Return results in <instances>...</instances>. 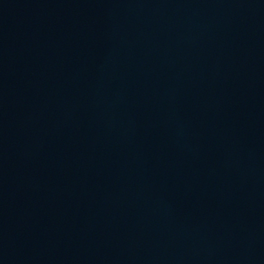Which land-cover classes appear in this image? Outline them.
Here are the masks:
<instances>
[{"label":"water","instance_id":"1","mask_svg":"<svg viewBox=\"0 0 264 264\" xmlns=\"http://www.w3.org/2000/svg\"><path fill=\"white\" fill-rule=\"evenodd\" d=\"M0 264H264V0H0Z\"/></svg>","mask_w":264,"mask_h":264}]
</instances>
